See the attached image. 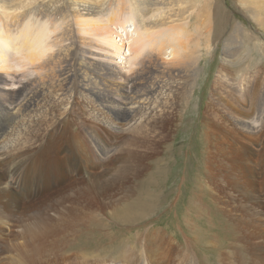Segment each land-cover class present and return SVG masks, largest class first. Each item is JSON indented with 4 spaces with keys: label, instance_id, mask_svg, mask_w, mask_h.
<instances>
[{
    "label": "bare ground",
    "instance_id": "1",
    "mask_svg": "<svg viewBox=\"0 0 264 264\" xmlns=\"http://www.w3.org/2000/svg\"><path fill=\"white\" fill-rule=\"evenodd\" d=\"M209 1L0 0V194L11 196L14 202L19 201L16 193L11 192L13 189L9 182H6L7 178L15 179V176L20 181L21 192L22 187L31 190L34 176H19V170L24 167L25 150L35 149L42 155L50 152L61 155L56 158L57 165L49 167L54 174L40 167L30 169L34 170V175L38 174L40 182H45L40 172L48 182L53 178L51 176L59 178L81 171L84 167L81 162L92 164L97 159V165L92 168H102L101 162L107 155V132L113 135L110 144L115 148L120 135H130L126 141V158L133 163L136 157L133 158L134 153L130 149L132 134L140 135L139 140L143 136L146 144L151 146L158 144V140L167 139L165 129L171 121L167 117L177 111L180 104L185 107L194 87V66L199 60L198 49H190V37L193 35L190 20L195 15L199 21L194 26L195 32L204 26L208 36ZM241 5L254 8L257 25L264 32V0H242ZM126 12L128 15L125 17ZM106 14H109L108 20L103 19ZM40 21L50 25L61 23L60 31L43 46L45 34L38 24ZM130 23L133 30L127 28ZM137 31L139 33L133 35ZM128 33L130 40L124 42L123 37ZM235 37L240 39L237 34ZM205 42L207 49L208 39ZM229 46L214 79L211 102L205 107V142L206 147L217 145L216 151L222 143L234 159L232 164H235L238 174H241L236 177V182L252 187L251 183L257 182L255 172L260 171L264 175V68L254 65L244 70L246 60L237 59L233 63L231 58L236 56V51ZM7 47L20 54L18 61L24 63L23 66L20 64L23 73L11 70L7 53H4ZM121 48L123 53H120ZM123 68H129L130 74L127 72L126 75ZM10 76L13 78L10 79ZM259 112L263 113L257 131L251 124V117ZM117 120L123 121L122 125H118ZM223 132H229L230 136ZM79 136L82 138L79 139ZM232 137L237 140L234 142L236 146L251 152L250 157L232 147ZM45 138L47 141H44ZM210 156L206 152V168L211 166ZM143 158L140 156L141 166ZM125 171L120 168V181ZM109 172L106 168L92 175L84 174L78 185L70 184L64 197L72 204L49 218V226H45L44 220L17 226L20 229L13 240L18 242L19 248L29 246L31 250L25 255L27 263L17 261V264H34L37 254L44 247H60V260L69 261L75 256L78 259V255L90 258V262L84 260L75 264H181L178 260H169L166 255L161 256L162 253L152 250L150 244L139 242L136 234L119 245L116 240L132 230L128 226L117 225L121 229L110 238L105 211L107 202L104 201ZM164 172L161 171L162 174ZM152 178L151 175L147 177ZM198 184L201 189L205 186L200 178ZM247 197L251 205L250 216L255 221V225L249 223L250 234L254 235V230L259 228L257 223L264 231V215L263 211L254 213L253 199L262 201L264 195L260 198L259 194L254 196L252 193ZM191 203H194L192 199ZM134 204L135 200L127 202L124 211L130 209L128 205L132 208ZM94 207L95 211H92ZM7 217L0 210V240L6 235L3 229L7 231L9 228ZM119 220L127 224L132 222L127 213ZM239 225L224 234L231 241L235 253L243 254L246 250L240 244L244 243L245 236L238 237L237 234L242 233ZM258 237L262 238V234ZM185 247L195 257L189 260V264H200L194 245L187 244ZM261 247L263 255L264 247ZM223 254L229 257L230 251L218 256ZM107 255L114 257L107 260ZM227 259V264H247L237 257L238 262L233 258Z\"/></svg>",
    "mask_w": 264,
    "mask_h": 264
},
{
    "label": "rangeland",
    "instance_id": "2",
    "mask_svg": "<svg viewBox=\"0 0 264 264\" xmlns=\"http://www.w3.org/2000/svg\"><path fill=\"white\" fill-rule=\"evenodd\" d=\"M241 3L242 0H210V6L208 7L210 16V20H208L210 22V25H208L210 27L208 36L205 33L204 26L199 30L201 33L199 31L195 32L196 28L194 26H197L199 21L195 15L191 18L189 26L190 30H193V35L190 37V49L192 51L196 50L195 48L198 49L197 57L199 61L194 66V87L191 91L192 93H190V101L184 104V108L180 104L177 111L167 117L171 119L165 129L167 139L158 140L160 141L158 144L154 143L151 146L149 143L148 145L146 144L147 142L144 141L143 136L139 140L140 135L132 134L133 139L131 140L133 143L130 149L134 153L133 158L136 157L135 163H133V160L129 161L126 158L128 146L126 141L130 139V135L125 133L120 135L117 139L118 147L115 148L110 144V138L113 135L106 131L107 155L104 156V160L101 162L102 168H92L97 165V159L92 164H82L81 162L85 170L83 167L77 173H69L59 178L56 175L51 176L53 178H50L48 182H46L47 180L44 179L42 172H40L45 181L40 182L38 174L34 175L33 171L40 167L43 171L46 169L49 173L54 174V170L49 167L57 165L58 159L56 158L61 155H57L54 152L42 155L41 151L35 149L31 151L25 150L28 155L26 154L25 156L24 167L19 170L21 171L19 176L23 177L24 174L34 176L32 178L33 182L30 183L31 190L22 187L21 192L20 181L15 176V179L12 177L7 178L8 181L6 180V182H9L8 184L12 187L13 191L11 192L16 193L15 196H18L19 203L14 202L12 197L7 194H0V210L4 216L8 215L7 219L9 220L7 221L9 228L7 231L3 229L6 235L0 240V264H17V261L25 263V255L31 252L29 246L19 248L18 242L13 240L20 229L17 226L27 225L28 222H42L43 220L45 226H49V218H52L57 211L72 204L70 199L64 197L67 193V187L73 183L78 185V182L82 180L81 175H92V173L105 170L106 168L110 171L107 175V196L104 198V201L107 202L105 210L107 212V233L110 238L113 237L116 230L121 229L117 225L128 226L132 229L130 233L120 236L116 240L119 245H123L125 239L128 240L133 234H136L139 242L150 244L152 250L162 253L161 256L166 255L169 260H178L181 264H189L190 259H195L187 252L186 247L183 248L187 244L194 245L200 264L202 262H204L203 264H227L226 258H233L238 262L235 257L240 261L247 262V264H264V259H262L264 254L261 255V245L264 247V231L261 230L260 224L257 223L259 228L257 227L254 230V235L250 234L251 225L249 223L255 225V221L252 220L254 217L250 216L252 215L251 205L248 204L250 201H248L247 197L252 195V193L254 196L259 194L260 198L264 195V189H262L264 187V175H261L260 171H256L257 182L251 183L252 187L236 182L238 180L236 177L241 176V174H238L235 164H232L234 160L231 159L232 156L225 151L222 143L219 145L218 151L215 149L217 145H212L213 149H211L212 146L206 147V137L204 135L205 107L211 102L210 93L214 85V79L223 59V54L227 51L230 43L232 45L229 46V49L234 47L232 50L236 51V56L231 58L233 63L237 59H245L246 68L244 70L254 65L257 68H264V32L257 25L258 20L254 14V8L251 5L244 7ZM127 15L126 12L124 16L126 17ZM105 16L103 19L108 20L109 14ZM30 21L32 20L30 19ZM38 24L46 35L42 38L46 42H43L42 46L43 44L46 45L60 31L61 23L50 25L46 21H40ZM130 25L131 23L128 24L127 28L130 27L129 29L133 30L134 27ZM137 33L139 31L133 33V35ZM236 34L240 39H236ZM89 36L87 35L86 37L89 38ZM125 36L123 37L125 39L124 42L129 41L130 33ZM90 38L92 39L93 37L90 36ZM206 39H208L207 49L205 47ZM125 52L126 49H124ZM4 53H7L6 59H9L11 70L23 73L22 66L24 63L18 61L20 54H17L11 48L9 49V47L5 49ZM120 53H123V48H121ZM246 54L249 56L246 57ZM123 69L126 75L130 74L129 68ZM11 78L13 76H10ZM262 113L259 112L251 117V124L257 131L260 129L258 121ZM122 123L123 121L117 120L118 125H122ZM224 132V135L230 136L229 132ZM11 138L16 137L12 136ZM78 138L81 139L82 136ZM1 139L0 146L2 144ZM231 139L230 143L233 148L235 147V150L238 148L243 155L250 157L251 152L242 150L234 144L237 140H234L233 137ZM44 141H47V139L45 138ZM237 144H240V142ZM115 150L119 151L115 152ZM206 152L207 155H211V166H207L208 168L204 164ZM140 156H144L142 166L140 165ZM32 167L34 170H30ZM120 168L126 170L121 181ZM146 168L148 170L145 177L146 180H144L143 176ZM162 170L165 171L163 174L161 173ZM149 175L154 178L147 179ZM226 176L229 177L227 178ZM199 178L202 184H205L203 189L198 184ZM191 199L194 203H191ZM134 200L135 204L133 207L131 208V205H128L130 209L124 211L126 209L125 204ZM211 200L214 201L210 202ZM262 201L253 199V211L255 214L263 211V214H261L264 215V207H262L264 201ZM260 202L261 206H259ZM243 204L246 206L244 207ZM11 205L12 208H10ZM47 207L51 208L47 209ZM215 210L217 213H215ZM46 211L48 212L46 213ZM92 211H95V207L92 208ZM124 213H127L132 219L130 224L120 222L119 219ZM12 216H15V218ZM246 216L248 220H246ZM262 221L264 222V219ZM237 224H240L239 228L240 230L242 229V233L237 234L238 237L245 236L244 243L240 244L246 250V253L243 252L244 255L235 253V249L231 246V241L224 234L233 230ZM244 224L248 225V229H246ZM260 233L262 238L258 237ZM129 242L131 241L129 240ZM23 250L24 252H22ZM224 251H230V258L225 254L221 257H219L220 255L218 256ZM61 253L60 247H44L37 254L34 264H75L84 260L90 262V258L83 255H78V259L77 256L71 257L69 261L60 260ZM65 254H70V252ZM113 257L114 255H107V260H111Z\"/></svg>",
    "mask_w": 264,
    "mask_h": 264
}]
</instances>
